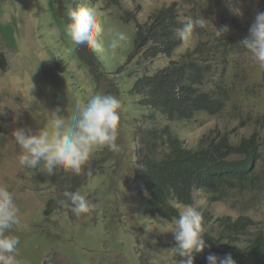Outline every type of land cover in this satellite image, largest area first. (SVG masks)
I'll list each match as a JSON object with an SVG mask.
<instances>
[{
  "label": "rangeland",
  "instance_id": "rangeland-1",
  "mask_svg": "<svg viewBox=\"0 0 264 264\" xmlns=\"http://www.w3.org/2000/svg\"><path fill=\"white\" fill-rule=\"evenodd\" d=\"M184 1L94 0L93 3H83L95 10L104 27L106 42L114 39L117 32H124L129 37L127 42L121 43L115 55L104 59L97 56L101 64L96 70L97 75L93 76L88 68L81 66L78 46L68 36L62 18L64 15L59 10L55 12L57 5L52 0H0V54L5 56L8 64L6 69L0 70V186L7 187L20 209L21 225L9 233L19 238L14 253L19 264H53L47 260L52 257L46 251L40 252L37 246L40 243H37L38 234L47 238L46 228L72 238L73 244L68 246L72 256H75L74 252L82 255L90 251L92 248L86 247L87 244H95L97 249L103 250L99 256L105 264H180V261L177 263L174 260L176 241L173 233L162 232L168 231L162 229L164 219L147 214V198L135 190L134 171L140 160L137 152L140 127L168 124L185 147L198 146L203 137L215 140L223 134L236 145L242 138L255 133L259 137L262 154L256 165L261 172L257 171V174L264 180V79L252 56L249 55L245 72L241 71L238 63L234 64L235 59L238 61L236 57L230 58L224 53L216 54L223 64L216 67L218 62L210 60L206 63L210 68L205 69L199 89L212 92L214 79H218L219 74L225 77L228 87L227 94L223 93V108L216 113L197 112L189 120L168 121L160 113L151 118L150 110L140 101L144 97L143 92L134 90L136 79L142 73H155L171 61L182 60L187 53L196 59L205 57L203 43L211 40L209 35L216 39L215 43L221 44L222 37H236L238 28L245 26V20L249 30L256 13L264 11V0H207L198 4ZM209 5L212 13L208 12ZM162 6H171L176 10L181 27L185 20L193 19L192 12L198 7L197 18H213L212 30L203 35L199 28L194 27L191 41L187 44L179 41L170 56L158 53L145 60L142 51L132 50L137 24L147 21L150 14ZM233 7L239 9V14L231 10ZM133 12H136L135 17ZM56 15L60 16L56 18ZM225 15L234 18L227 19ZM225 25L229 31L216 36V28ZM211 44L209 42L210 48ZM243 50L249 53L245 48L239 49L240 52ZM239 83L247 89H239ZM99 93L114 95L121 101L117 139L120 151L114 153L106 149V168L102 172L89 176L81 171V187L77 191L91 203L88 213L79 217L74 215L70 219L61 209L55 215L45 214L46 200L58 197L56 188L50 185L52 182H48L47 178L38 176L43 164L38 166L39 170H25L19 164L20 150L12 132L19 127H28L33 131L43 127L51 131L50 120L54 109L59 107V115L67 118ZM148 113L149 120L145 116ZM96 152L90 159L95 158ZM237 159L242 157L234 154L230 160ZM254 175L256 171L252 170ZM247 183L237 178L232 180L231 184L238 193L222 200H216V195L210 200L214 193L198 188L194 191L192 204L202 215L203 230L213 231L222 242L238 241L240 248L248 246V240L253 236L264 237V182L261 186L256 184L255 189H260L257 195L250 193L253 189ZM139 184L140 181L137 182V189ZM220 190H228V187ZM176 205L180 210L185 206ZM239 215L253 220L249 230L230 232L234 237L222 235L221 228L217 226L218 219L224 216L236 219ZM176 219L167 221L171 224ZM82 231L84 236H78V232ZM154 233L161 241L171 244L166 251H157L155 245L158 241L154 240ZM61 235L56 240L54 238L56 243L64 239ZM87 236L94 237L95 241ZM112 246H116L114 255L115 248ZM164 254L170 260L163 261Z\"/></svg>",
  "mask_w": 264,
  "mask_h": 264
},
{
  "label": "trees",
  "instance_id": "trees-1",
  "mask_svg": "<svg viewBox=\"0 0 264 264\" xmlns=\"http://www.w3.org/2000/svg\"><path fill=\"white\" fill-rule=\"evenodd\" d=\"M93 1L52 0V3L57 5L54 8L55 12L59 10L64 15L62 18L67 26L72 9L75 10L83 3H93ZM110 1L114 2L115 0ZM206 1L185 0L184 2L198 4ZM197 8L192 12L194 20L197 19ZM209 11L212 13L211 7ZM134 13L136 12H133V17H135ZM58 16L60 15H56V18ZM225 17L227 19L234 18L232 15H225ZM212 21L213 18L209 17L207 27L199 28L203 35L206 31L212 30ZM247 23L248 21L245 20V26L242 29L238 28L236 37H222L221 44L215 43L216 39L209 35L208 37L211 40L203 43L206 50L205 57L196 59L190 57V54L187 53L184 58L181 57L182 60L171 61L168 66L157 70L155 73H142L139 75L134 90L139 93L143 92L144 97L140 101L148 111L150 110L151 118H156L160 113L166 116L168 121L189 120L197 112L205 111L212 114L220 111L225 101L223 93L227 94L228 88L226 87L225 77L219 74L218 79H214L212 92L201 90L198 85L203 84L205 69L210 68L206 64L208 61L218 62L216 67L220 63L223 64L216 56L219 53H224V55L234 59L236 57L238 61L235 59L234 64L238 63L241 71L245 72L249 55H252L244 50L240 52L239 49H244L240 41L248 35ZM224 24L229 25L227 22ZM180 27L181 23L174 8L171 6L158 7L150 14L147 21L137 24L136 34L132 41L133 52L142 51V57L145 60L155 57L158 53L170 56L171 51L180 41L176 36V29ZM209 42L212 43L210 45L212 48L208 46ZM78 53L81 66L85 69L88 68L89 72L96 76V70L101 64L97 55L91 54L92 51L87 45H79ZM131 55L133 56L134 53H131ZM7 66L5 56L0 54V70L6 69ZM259 68L264 79V68L260 66ZM242 87L245 90L247 89L245 85L239 83V89ZM145 116L149 120V113ZM106 149L97 150L94 154L95 158L90 159L82 171L88 173L89 176L102 172L106 168L104 163ZM137 149L140 160L139 166L134 171L135 190L140 196L147 198L145 212L149 215L159 216L162 219L178 218L180 211L176 204H192L194 202V191L198 188L204 189L210 194L214 193L210 196V200L215 198L214 195L217 196L216 200H220L238 193L231 184V181L236 178L240 182H248L246 185L252 186L253 190L250 193L254 195H257L260 190L255 189L256 184L258 183V186H261L264 182L257 174V171L261 172L256 165L262 158V154L259 150V137L255 133L247 138H242L236 145L229 141L226 134H223L215 140L203 137L200 139L198 146L185 147L183 141L172 133L168 124H162L161 127L154 124L149 128H139V146ZM234 154L240 155L242 159L230 160ZM42 169L38 176L41 179L47 178L48 182H52L50 185L56 188L55 192L58 195V197L53 196L46 200L44 213L55 215L61 209L66 212L69 219L73 218L74 214L70 209L62 207L59 201L66 199L63 195L65 191L77 192V189L81 187L79 178L81 173L76 175L59 168L55 169L52 175H48ZM252 170L256 171V175L252 176ZM138 181H140L139 189H137ZM226 187H228V190H220V188L225 189ZM240 216L236 219L231 217L218 219L217 226L221 228V234L234 237L230 232L248 231V226L253 224V220L249 216ZM46 230L48 231L47 238L43 234L37 235V243L40 242L37 246L40 252L46 251V254L52 257L47 259L44 255L45 259L51 260L53 264H105L99 256L103 250L97 249L95 244H87L86 247L92 248L90 251L83 252L82 255L74 252L75 256H72L71 253L73 252L68 248L69 245L73 244L72 238L65 237L52 228H46ZM60 235L64 239L62 242L59 240L58 244L55 240ZM81 235L84 236V231L78 232V236ZM152 235L154 240L158 241L155 246H157L159 253L163 249L166 251L171 246L170 243L161 241L155 233ZM90 238L95 241L94 237L91 236ZM203 238L206 240L208 247L202 253L195 254L194 264H208L206 257L210 253L220 257L230 253L234 257L235 264H264V237L262 235L251 237L248 240L249 245L245 248H240L238 241L222 242L213 231L203 230ZM85 243H88V241H85ZM115 252L116 248L113 255ZM181 259L175 250L174 260L178 263ZM166 260H170V258L167 254H164L163 261Z\"/></svg>",
  "mask_w": 264,
  "mask_h": 264
},
{
  "label": "clouds",
  "instance_id": "clouds-1",
  "mask_svg": "<svg viewBox=\"0 0 264 264\" xmlns=\"http://www.w3.org/2000/svg\"><path fill=\"white\" fill-rule=\"evenodd\" d=\"M234 13L239 9L233 7ZM209 20L189 18L176 29V36L187 44L191 41L194 27L206 28ZM216 28V27H215ZM67 34L74 45H87L99 58L115 55L122 42L129 37L124 32H117L111 41H105L104 27L92 7L81 5L70 11ZM229 31L228 26L216 28V36ZM261 68H264V11H258L252 22L248 35L240 41ZM121 101L111 94H95L78 112L62 118L61 109H54L50 120V129L40 128L33 131L28 127L13 130L12 137L19 146L18 162L25 170H39L52 175L56 168L79 175L88 164L92 154L99 149L118 153L117 143L120 124ZM66 199L59 201L62 207L69 208L77 217L88 213L92 205L85 195L65 191ZM222 200V199H220ZM193 204V203H192ZM185 205L179 209V217L173 223L162 220V229L172 232L176 241L175 250L182 258L180 264H193L195 254L202 253L208 245L203 238L202 215L194 206ZM220 217L221 218H225ZM175 219V218H173ZM171 219V220H173ZM21 225L20 209L15 203L13 194L5 186H0V264H19L15 258L19 238L11 235L10 230ZM208 264H235L229 253L220 257L210 253L206 257Z\"/></svg>",
  "mask_w": 264,
  "mask_h": 264
}]
</instances>
